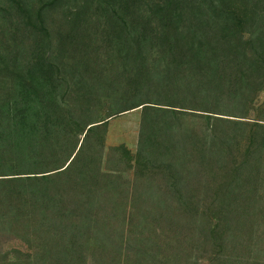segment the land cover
I'll return each instance as SVG.
<instances>
[{
    "label": "rangeland",
    "instance_id": "1",
    "mask_svg": "<svg viewBox=\"0 0 264 264\" xmlns=\"http://www.w3.org/2000/svg\"><path fill=\"white\" fill-rule=\"evenodd\" d=\"M226 13L241 18L244 40L264 42V0H0V175L52 173L79 149L87 125L104 120L82 144L84 162L99 154L92 162L95 174L78 178L82 192L91 193L85 198L98 211L95 204L82 211L85 216L96 214L81 230L67 227L61 233L67 245L51 249L48 264H264V167L263 180L237 200L226 198L229 171H207L215 169L214 160L192 147L174 157L173 169L166 161V167L160 165L164 162L147 161V170L135 163L147 159L135 156L142 121L158 120L154 111L141 107L150 103L168 109L177 102L173 97L178 92L162 72L169 60L165 55L181 51L170 48L204 37V29L188 26L192 19L216 15L223 20ZM165 16L186 19L172 22L179 40L142 39ZM256 65L253 60L250 66ZM258 70L256 81L262 86L246 120L264 124V65ZM49 79L54 90L48 83L42 86ZM22 88L41 113L29 118L25 130L23 115L18 114ZM46 110L65 117L64 123L72 119L69 136L53 141L37 127ZM192 120L177 124L188 128L185 133H202L203 121ZM36 131L40 132L30 144ZM72 170L68 178L76 179ZM4 181L0 180L3 213L18 208L17 191L40 188ZM78 201L87 204L82 197ZM66 204L60 206L62 212H73L77 206L68 199ZM15 219L7 224L0 220V264L2 257L13 263V251L21 254L18 262L29 263L41 252L35 249L33 233L29 246L35 251L26 249Z\"/></svg>",
    "mask_w": 264,
    "mask_h": 264
},
{
    "label": "trees",
    "instance_id": "2",
    "mask_svg": "<svg viewBox=\"0 0 264 264\" xmlns=\"http://www.w3.org/2000/svg\"><path fill=\"white\" fill-rule=\"evenodd\" d=\"M227 15L223 20L219 16L220 20L215 19L216 15L207 16L206 19L203 17L197 20L192 19L188 26L190 28L197 26L198 30L204 29L201 31L204 37L201 36L202 38L197 39L196 43L189 41L180 48H170L169 51L177 49L181 51L165 55L169 60L162 72L166 74L167 82H171L176 88L178 93L173 98L177 102L171 107L168 105L170 107L168 109L156 108L150 103L141 107L145 111H154L158 120H154L156 124H149L147 119L142 121L144 124L140 125V144L135 156L138 159L141 157L145 159L143 156H147V159H145L146 163H141L138 160L135 163L138 167L147 170L148 162L152 164L153 161H166L169 162L167 166L173 169L176 165L174 157L187 154L192 147V150L202 157L206 155V158L214 160L215 169L207 166V171H229L226 177V179L228 178L226 198L240 200L247 197L250 187L257 186L258 182L263 180L260 171H263L264 167V124L254 121L247 122L246 119H249L247 116L262 86V82H258L256 79L259 77L257 75L258 68L264 65V42L259 44L255 42L258 46L257 49L253 43L254 40H244L241 33L243 24L241 18L236 14H232L233 19L230 14ZM164 18L165 21L161 25L157 23L156 30L148 35V38L144 34L142 39H147L152 43L163 39L168 43L178 41L179 35L178 32L174 33L172 22L176 23L186 19L181 17L174 20L175 17L169 18V16ZM155 32H157V37L154 35ZM253 60H255L256 66H259L258 68L250 66ZM42 82V86L45 87L49 84V88L52 87L51 89L54 90L50 79L46 80V83L44 80ZM20 90L21 95L18 97L23 107L18 114L23 115L21 128L25 130L29 118L41 113L39 111V114L34 109L36 107L32 104L33 102L35 104L34 99L31 98L32 95L24 91L23 88ZM42 115L44 116L42 124H38L37 127L40 125L44 133H49L51 140L58 141V138L67 136L71 131L69 128H72V119L64 123L62 121L66 118L56 117V111L51 110H46ZM186 119L203 121L204 131L200 134L185 133L184 130L188 128H181L182 126L177 123L181 124V121L185 123ZM103 121L87 125L88 128L81 146L86 143L93 128L102 125L103 123H98ZM160 121L163 122V126L157 124ZM163 127L166 128V132L163 131ZM219 127L222 128L218 130ZM38 132L40 131L29 132L31 133L30 144L35 143ZM81 146L75 154L72 152L69 155L65 163L52 169V173L40 172L39 176L32 173L25 177L14 176L20 174L0 175L10 176L0 179L5 180L4 183L19 182L24 186L26 183H30L27 185L37 187L36 184H39L40 187L29 193L22 186L23 190L16 192V196L20 200L18 208L16 210L10 208L5 213L1 211L0 220L5 224L12 223L11 220L15 219L12 214L17 211L15 220L21 228V239L26 244V249L30 252L33 251L34 246H29L31 245V233H33L37 238L35 249L41 252L34 257L33 262L29 263V260L18 262L21 254L18 251H13L11 257L13 263L9 257H2L3 264H48L54 249H61L67 245L64 244V234L61 235V233H65L67 227L76 231L81 230L89 218L96 214L95 211L89 212L87 216L82 213L86 209L88 211L89 208L92 210L91 206L95 203L92 200L87 201L85 195L91 193L90 191L85 194L82 192V184L78 178L86 175V172H92L94 176L96 168H94L95 163L92 164V162L99 154L94 153L92 156H88L90 158L87 157V161L84 162L81 158L83 152V146ZM166 162L160 165L166 167L164 165ZM202 166L199 165V167ZM71 168L74 169L72 175L76 176V179L68 178ZM91 168L92 171H89ZM92 182L95 183V179H92ZM107 187L109 188L108 185ZM250 193H254V190ZM80 197L87 204L79 202ZM29 198L33 201L29 202ZM65 199L77 204L76 208L72 210L73 212L67 213L66 210L63 212L60 210V206L65 208L67 205L66 201L64 203ZM91 202L93 204L87 206ZM96 207L98 211V206L96 205ZM75 211L80 212L76 217H73ZM64 217H67L69 221L65 222L62 219Z\"/></svg>",
    "mask_w": 264,
    "mask_h": 264
}]
</instances>
